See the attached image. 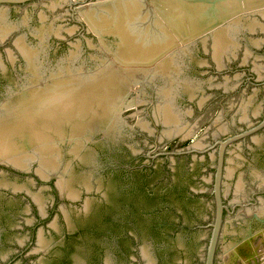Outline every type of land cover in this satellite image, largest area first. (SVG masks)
<instances>
[{
  "label": "water",
  "instance_id": "water-1",
  "mask_svg": "<svg viewBox=\"0 0 264 264\" xmlns=\"http://www.w3.org/2000/svg\"><path fill=\"white\" fill-rule=\"evenodd\" d=\"M0 264H264V0H0Z\"/></svg>",
  "mask_w": 264,
  "mask_h": 264
}]
</instances>
